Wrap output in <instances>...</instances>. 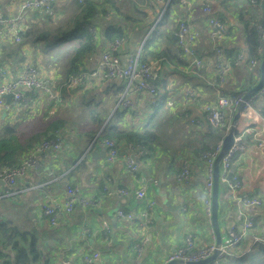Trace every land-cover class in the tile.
<instances>
[{"label": "crops", "instance_id": "1", "mask_svg": "<svg viewBox=\"0 0 264 264\" xmlns=\"http://www.w3.org/2000/svg\"><path fill=\"white\" fill-rule=\"evenodd\" d=\"M21 1L0 0L4 23L19 14ZM116 1H118V5H122L117 10V15L105 13L95 17L93 31L96 45L94 52L85 57L83 61L86 68L97 65L99 54L110 42L104 37L108 23L124 17L121 11H123L122 8L126 1ZM200 1L188 0L187 4L171 5L169 20L177 21V18H186L194 28L201 31L195 50L198 56L210 58L212 56L211 44L205 35L207 27L200 8ZM71 2L72 0H64L55 4L61 16L64 15V12L71 11ZM211 3L215 12L223 13L230 28L229 36L226 37L223 45H231L244 52L246 43L240 20V12L243 10L240 2L237 3L239 4L237 6L233 5L234 11L232 12L229 11L232 9L228 4V7L225 8L224 0H212ZM145 5L143 10L146 11L148 17L141 24L126 25L127 39H124L118 48L122 61L129 53L138 50L148 33L146 32L147 26L162 10L169 8L170 1L146 0ZM235 9H239V11L235 12ZM43 13L27 12L25 18L20 22L23 29L43 20ZM6 30L9 32L0 30V81L13 80L21 74L27 65L35 66L43 74L48 72L51 76L60 77L65 74L66 60L58 65L44 57V66H39V61L35 58L38 49L34 48V44L15 42L14 34L7 28ZM228 57L231 58V56ZM150 62L156 75L158 74L161 79H164L167 88L173 90L170 95L166 96L168 101L163 104V110L166 107L167 110L172 108L171 110L182 111L183 102L185 103L184 92L190 88L196 89L199 102L210 99L214 95L211 86V82L215 79L213 73L205 70V73H187L179 68L172 71L174 66L168 61L163 63L151 60ZM257 68L258 66L250 67L246 61L233 66L223 83V89L231 92L246 91L252 86L251 83L256 76ZM125 85L124 79L98 76L89 83V87L68 91L53 80L52 92L55 91L59 96L57 100H60L53 104L51 103L54 100H51L45 93L27 88L22 89L26 94L27 91L30 92L27 94V97L31 99L27 107L30 106L32 116L40 117L46 114L66 119L64 128L60 130L63 142L59 150L47 151L40 156L39 167L29 169L14 186H6L0 182V219L10 220L13 224L15 222L19 225L26 224L24 220H27V224L31 225V230L37 232L40 238V247L42 250L44 248L42 254L46 255L44 258L48 260L49 264H83V256L95 251L100 253L96 264H134L135 248L142 240L143 235L146 236V243L138 264H161L181 242L187 231L194 234L198 245L212 244L215 241L211 220L203 209L206 169L202 161L188 160L189 182L184 183L177 178L179 169L173 173L176 165L180 167L181 162L179 159L175 160L173 156L166 155L167 149L152 151L146 156H141L139 153L137 158L139 180L144 181L147 187V196L155 201L151 222L145 231L139 226L142 200L134 195V190L139 182L124 169L120 162L105 163L104 154L98 155L102 149V146L96 142L100 131L93 137L89 136L90 110L93 108L106 110V118L100 130L116 110L122 109V100L127 96L132 102L128 111H132V113H126L127 121L125 123H143L152 112L149 105L151 96L145 91L126 95L124 93ZM199 102H196L197 109ZM166 103L169 106H166ZM257 105L264 109V99L259 104L257 102ZM251 107L247 111L240 112L236 122L237 128L255 127L261 129L264 116L260 114L259 108L254 104H251ZM186 108H192L198 112L193 103H190ZM24 110L25 106L14 113L5 112V115H2L4 111L0 108V122L17 120ZM261 138L264 140V130L261 131ZM235 169L242 180L241 189L251 196L260 197L261 205L253 209L249 208V213L252 212L254 218L257 217L259 221H263L264 147L256 152L254 143L248 140V148L238 155ZM67 184L77 185L81 196L93 198L99 202V205L81 206L77 204L72 212L59 220L56 226H51L42 211V206L52 199L61 202ZM109 189L113 192L110 195L105 192ZM118 189H125L128 192L116 194L115 191ZM218 202L219 229L224 243L229 239L227 232L229 227L235 224V216L228 192L220 190V187ZM15 203L17 205L14 206ZM184 205L187 206V209L181 211V207ZM20 206L27 208L28 217L17 215L16 211L18 212ZM118 208L131 213L133 218L118 217L116 215ZM103 220L106 222V226L103 225ZM253 234L256 233L252 227L249 234L243 239L248 242L247 246H250V251L251 246L255 245L252 242Z\"/></svg>", "mask_w": 264, "mask_h": 264}, {"label": "built area", "instance_id": "2", "mask_svg": "<svg viewBox=\"0 0 264 264\" xmlns=\"http://www.w3.org/2000/svg\"><path fill=\"white\" fill-rule=\"evenodd\" d=\"M64 0H22L19 5V14L14 18H11L4 23L1 14L0 6V26H5L14 34L15 42L20 40L19 32L23 29L20 22L25 18L27 12H44L51 17H56L58 14L55 4ZM78 3H82L83 0H77ZM181 4H187L188 0H179ZM212 0H201L200 8L202 14L205 16L204 21L206 23V37L211 44V57H200L196 53V45L198 39L201 36V32L194 28V26L186 18H179L177 21V27L174 34L177 36L176 43L181 48L184 55L190 59V65L187 68H191L194 73L200 72V70H207L213 73L217 77V81L211 82V86L214 87L213 102L208 100L198 101V93L196 89L190 88L184 92L183 102L184 106L180 113H184L186 107L193 103L197 106L196 102H199L198 109L205 110L207 112L206 118L213 125L225 126L228 132L231 124L232 117L236 112L239 105L242 104L241 111H247L251 109L250 100L243 101L244 90L241 91H225L223 89V83L226 80L228 74H230L232 67L236 66L244 61L248 63L250 67L259 66L260 59L251 58L246 60L245 53L243 51L236 54L233 61L226 57L224 52L223 42L229 35L228 25L226 21L219 19L214 15V9L211 3ZM254 1V0H252ZM158 21V20H157ZM156 21V22H157ZM156 22L154 24H156ZM152 25L153 27L155 25ZM151 26V27H152ZM152 27V28H153ZM258 34L262 40H264V27L258 26ZM124 39L110 40L106 48L99 54L97 65L92 68L79 70L75 76H72L67 82V87L75 89L81 85H85L95 77L101 76L104 78L124 79L125 88L124 93L130 94L133 92L145 91L151 98L149 105L156 107L164 102L168 101L167 95H170L173 90L165 88L163 91L160 86L153 82L156 75L152 69V64L140 63L139 55L142 45L138 50L131 52L127 55L124 61L121 60L118 48ZM264 44V43H263ZM264 47V45H263ZM54 76H51L48 72L43 74L42 71L35 66L27 65L21 74L17 75L11 81H0V108L6 113H14L21 107H26L31 100L27 97L26 92L22 89L27 88L41 93L47 94L51 99H59L58 94L53 90ZM160 88V89H159ZM11 93L12 97L9 102H6L5 94ZM264 95V82L259 88L257 96ZM122 107H131L132 102L128 98H124L121 103ZM191 122L198 123V119ZM264 130V123L261 125V129L255 127H245L244 129L235 128L233 132V142L229 147L227 153L223 156L219 162L218 180L227 186L228 198H230L232 206L234 208L235 224L228 229V241L222 242L219 250V256L209 264H220L219 259L223 256H241L244 253L250 252V246H246L241 252H239L240 243L249 234L252 226L254 225V217L252 212L249 213V208L253 209L261 205L260 198L251 196L244 190L236 189L235 184L230 182L229 176L232 166L231 159L237 154H242L248 148V140L254 143L255 151H259L264 147V140L261 138V131ZM222 141V140H221ZM221 141L217 148L212 151H204L200 154L199 160L205 164L206 169V181L204 184L205 196L203 198V209L207 217L211 216V192L213 186V162L220 150ZM63 142V137L59 134L53 139H45L39 142L31 151L23 157L16 164L1 165L0 164V182L6 186H14L16 182L21 179L29 169H35L39 167V157L47 151H57L60 149ZM98 142L105 148L106 154L104 156L105 163L120 162L124 169L132 175L139 184L134 190V195L142 200V208L140 212L139 226L142 230H147L151 222L152 209L155 206V201L147 196L146 185L142 179L139 180L138 176V162L137 158L139 152L131 143H126L122 146L117 140L108 137H97ZM230 173V175H229ZM189 167L187 162H182L177 173L179 181L189 182ZM229 175V176H228ZM107 194L113 192L109 189L105 191ZM128 191L125 189H118L116 194H125ZM79 204L81 206L99 205L93 198L83 197L78 192V186L75 184H67L65 188V195L61 202L56 199L50 200L47 204L42 206V211L47 218V222L51 226H56L59 220L72 212L74 207ZM187 206L181 207V211H185ZM116 215L123 219H132L131 213L125 212L122 208L116 210ZM103 225L106 226V222L103 220ZM252 242L254 244H261L264 246V239L258 234L252 235ZM146 243V236L143 235L142 240L135 248L136 257L134 264L139 263V258L142 255L143 246ZM214 243L207 245H198L194 234L187 231L181 239V242L175 247V249L168 254L167 258L161 263L166 264L168 261L179 260L180 264L185 262L197 261L208 257L213 252ZM100 258L98 251L87 253L83 256V264H96ZM0 264H2L0 260Z\"/></svg>", "mask_w": 264, "mask_h": 264}, {"label": "trees", "instance_id": "3", "mask_svg": "<svg viewBox=\"0 0 264 264\" xmlns=\"http://www.w3.org/2000/svg\"><path fill=\"white\" fill-rule=\"evenodd\" d=\"M126 4L121 11L124 15L122 19L116 21H110L104 32V37L108 40L115 39H127L126 25L127 24H141L148 14L144 11L146 0H124ZM169 8L162 10V14L157 21L158 16L150 22L147 26L146 32H149L146 37L139 55V62L151 64V60H158L159 62L166 63L167 61L174 66L172 71H176L177 68L183 70L190 65V59L183 54L181 48L177 45L176 40L171 36L174 28L176 29L174 21L169 20L171 17L170 6L179 4V0H169ZM240 5L243 9L240 12L241 22L243 25L244 38L246 43L245 56L246 60L251 58L261 59L264 53L263 43L258 34V26L264 27V0H240ZM71 11L68 13L66 19H52L48 14L43 13V21L41 23H34L25 28L24 31L19 32L23 38H27L32 41L31 36L34 38H41L44 44L47 46L46 50L50 47V42L67 43V48L64 50V58L66 57L67 69L65 74L60 77L54 75V80L62 85L65 90L71 91V88L67 87V82L72 76H75L79 70L87 69L83 64L85 57L94 52L95 49V36L93 27L95 25V17L98 15H104L105 13H111L117 15V10L122 6L118 5L116 0H83L82 3H78L77 0H72ZM239 5V4H237ZM143 7L142 9L140 7ZM254 6L255 8H253ZM142 10V11H141ZM39 11H34V14H38ZM140 14L136 16L135 14ZM214 15L221 20H224L223 13L221 11L215 12ZM33 17V15H31ZM245 17V19H243ZM205 16H203V19ZM157 21V22H156ZM152 28L151 26L154 24ZM176 27H175V26ZM174 26V27H173ZM152 28V29H151ZM230 28L228 27V30ZM35 32V33H34ZM36 34V35H35ZM31 35V36H30ZM57 35L55 39L53 36ZM229 36V35H228ZM227 36V37H228ZM36 41V40H35ZM34 41V42H35ZM224 52L227 58L231 61L234 60L237 53L241 52L234 46H225ZM228 55V56H227ZM155 72V70H154ZM180 72V71H178ZM200 73H205L204 70H200ZM156 75V72H155ZM214 81H217V77L214 76ZM95 79V78H94ZM92 79V80H94ZM90 80L85 85H81L75 89H83L89 87ZM153 82L165 91L166 83L164 79L157 74ZM159 88V89H160ZM73 90V89H72ZM27 94H30L27 91ZM34 96V95H32ZM59 97V96H58ZM34 98V97H33ZM215 96L213 95L210 102H213ZM264 95L254 97L250 100V103L257 105L263 101ZM51 104L56 99H51ZM165 103V102H164ZM163 103V104H164ZM163 104L153 107L150 106L152 112L144 120L143 123L133 124L125 123L126 113H132L128 111L130 107H122L121 110H116L110 117L106 125L102 127L105 118L106 110L104 109H92L89 111L90 119V132L89 136L93 137L98 131L99 137H108L117 140L122 146L126 143H131L136 150L141 153V156H146L150 152L157 150L167 149L162 148L159 144L160 134L159 128L161 120L159 116L169 117L173 116L182 121L184 127V133L193 136L192 139L187 138L179 146L171 149V153L175 160L179 159V162H188L189 159L199 160V156L204 151L215 150L219 142L225 136V126L213 125L206 118L207 112L205 110H198L197 106L195 112L192 108H187L184 113L180 111L174 112L170 108L163 110ZM166 106H169L166 103ZM30 106H26L24 112L20 114V118L14 121L0 122V164H16L23 157H25L31 149H33L39 142L45 139H53L56 135L62 136L60 130L64 128L66 119L63 117L48 116L43 114L40 117L32 116ZM260 114L264 116V109L259 108ZM198 119V123L191 122ZM192 143V145H191ZM164 151V150H163ZM168 151V149L166 150ZM148 153V154H147ZM167 153V152H166ZM166 155H169L168 153ZM240 154L234 156L232 166H235V161ZM180 163V166H181ZM180 167L176 165L175 173ZM235 184L236 189H240L242 186V180L237 169L234 168L228 179ZM219 187L222 191H229L227 186L220 182ZM230 193V191H229ZM256 197V196H255ZM260 198V197H258ZM256 234L264 239V220L259 221V218H254V225L252 226ZM246 239L240 243L239 252H241L247 246ZM42 247H40V238L37 232L27 229H20L14 225L10 220L0 219V260L2 264H49L48 260H45V254H42ZM220 264H264V246L261 244H255L251 246L249 253H244L241 256H223L219 259Z\"/></svg>", "mask_w": 264, "mask_h": 264}, {"label": "rangeland", "instance_id": "4", "mask_svg": "<svg viewBox=\"0 0 264 264\" xmlns=\"http://www.w3.org/2000/svg\"><path fill=\"white\" fill-rule=\"evenodd\" d=\"M224 1L226 2L225 8H227L228 5H229L230 9H232V10H229L230 12L234 11L233 10V5L237 6V3L241 2L240 0H224ZM220 4H221V2H220ZM252 7L255 8L254 6H252ZM125 9L126 8H123V10H125ZM238 11H239V9H235V12H238ZM232 14H234V13H232ZM135 15L136 16H140V14H138V13L135 14ZM67 16H68L67 12H64V15L61 16L60 12L58 11V14L56 15V17H54L52 19H66ZM178 19L179 18H177V21H178ZM170 20L174 21L173 19H170ZM42 21L43 20H41L39 23H41ZM177 21L176 20L174 21L175 25H176ZM127 26H128V24H127ZM0 30L7 31L5 26H1ZM24 30H25V28L22 29L20 32H22ZM175 30L176 29L174 28V31ZM7 32H9V31H7ZM19 37H20V40L18 42H20V41H22L21 43L30 42V40L27 39L26 37L23 38L20 33H19ZM31 38H32L31 39L32 41L30 43H32V45L34 44V48L36 47V49H38V53H37V56L35 58H36L37 61H39V63L36 61L39 66H42V65L44 66V64H45L44 57H46L48 61H50V62L52 61V63L56 62L58 65L66 62V61H63V60H66V57L64 58L65 54H64V50L63 49L65 47L67 48V45H66L67 43L62 41V42H60L58 44L57 43H53L52 44V41H51L50 42V47L46 50L47 46L44 44V42L42 41L41 38L40 39L38 37L34 38V36H31ZM62 58H64V59H62ZM248 70L250 71L251 69L249 68ZM252 70H254V69H252ZM183 71H185L187 73H194L191 68H183ZM255 71H256V76H255L253 82L251 83L252 86L254 84H256V82L258 81V78H259V66H258V68ZM207 72H210V71H207ZM212 82H214V79H213ZM214 87L215 86L212 87V91L213 92H215L214 91ZM223 88H224V84H223ZM159 118L161 120V124H160V128H159V134H160L159 144H160V146L162 148H167L168 149L167 152L171 156L172 155V153L170 151L171 149L179 146L182 142H184L185 139L187 138V135H188L189 139H192L193 136L190 135L191 133L185 135L183 123H182V121L180 119L174 118L173 116H169V117H164L163 118L162 115L159 116ZM191 145H192V143H191ZM15 205H17V203H15L14 206ZM16 213H17V215L19 217H21L22 215L25 216V217H28V210H27L26 207H23V206L18 207V212L16 211ZM24 223H26V224L19 225V224H16L14 222V225L18 226L21 229L31 230V225L27 224L28 221L24 220ZM43 250H44V248H43Z\"/></svg>", "mask_w": 264, "mask_h": 264}, {"label": "water", "instance_id": "5", "mask_svg": "<svg viewBox=\"0 0 264 264\" xmlns=\"http://www.w3.org/2000/svg\"><path fill=\"white\" fill-rule=\"evenodd\" d=\"M148 34H149V32L145 35L144 40H143L141 45H143ZM171 36L174 40L177 39V36L174 33H172ZM53 37L56 38L57 35H54ZM263 82H264V53H263V56L259 62V78H258V81L253 86H250L249 88H247V90L244 92L243 101L251 100L252 98L256 97L258 90L262 86ZM4 97L6 99V102H9L10 98L12 97V94L7 93L4 95ZM241 110H242V104L239 105L236 112L234 113L232 120H231L230 128H229L228 132L225 134V136L223 137V139L221 141L220 150H219V152H218V154H217V156L213 162V171H212L213 186H212V192H211V216H210L212 230H213L214 237H215L213 252L208 257H206L204 259H200L197 261H191V262H185V264H209L213 260L218 258V256H219V250H220V246L222 244L221 233H220L219 222H218V211H219L218 194H219V186H220L219 180H218L219 162L221 161L223 156L227 153L229 147L231 146V144L233 142V132L236 128V122L240 116ZM2 115H5V112H3ZM101 153H103L105 156L106 150L104 147H102V149L98 155H101ZM92 154H93V152H92ZM234 168H235L234 165L231 166L230 173L234 170ZM230 173H229V175H230ZM180 263H181V261H179V260H172V261H168L166 264H180Z\"/></svg>", "mask_w": 264, "mask_h": 264}]
</instances>
